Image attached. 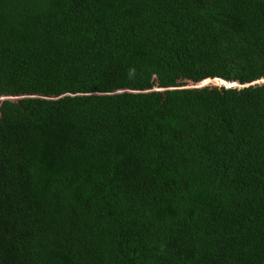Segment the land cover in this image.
<instances>
[{"label": "trees", "instance_id": "1", "mask_svg": "<svg viewBox=\"0 0 264 264\" xmlns=\"http://www.w3.org/2000/svg\"><path fill=\"white\" fill-rule=\"evenodd\" d=\"M264 0H0V264H264Z\"/></svg>", "mask_w": 264, "mask_h": 264}, {"label": "water", "instance_id": "2", "mask_svg": "<svg viewBox=\"0 0 264 264\" xmlns=\"http://www.w3.org/2000/svg\"><path fill=\"white\" fill-rule=\"evenodd\" d=\"M218 79L219 80H223V79H220V78H218ZM263 81H264V79H260V80L254 81L253 83H259V82H263ZM253 83H247V84H244V85H240V84H238L236 82H226V81H224V82H221L220 84L224 85L226 87H242V86H245V85H248V84H253Z\"/></svg>", "mask_w": 264, "mask_h": 264}, {"label": "rangeland", "instance_id": "3", "mask_svg": "<svg viewBox=\"0 0 264 264\" xmlns=\"http://www.w3.org/2000/svg\"><path fill=\"white\" fill-rule=\"evenodd\" d=\"M203 85H210V86H213V87H219V84L216 83V82H202V83H199L197 86H203ZM10 99H14V97H11Z\"/></svg>", "mask_w": 264, "mask_h": 264}, {"label": "clouds", "instance_id": "4", "mask_svg": "<svg viewBox=\"0 0 264 264\" xmlns=\"http://www.w3.org/2000/svg\"><path fill=\"white\" fill-rule=\"evenodd\" d=\"M203 81H201V82H199V83H202ZM198 83V84H199ZM195 86H197V85H195ZM219 86H221V84H219ZM224 86V85H223ZM4 98H11V97H4V96H0V100H2V99H4ZM14 98H16V97H14Z\"/></svg>", "mask_w": 264, "mask_h": 264}]
</instances>
